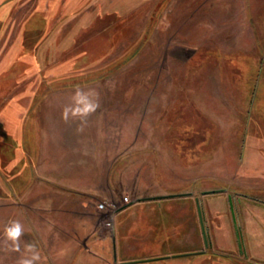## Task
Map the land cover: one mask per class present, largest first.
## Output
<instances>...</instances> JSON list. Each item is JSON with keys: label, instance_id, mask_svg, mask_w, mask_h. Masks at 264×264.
Returning <instances> with one entry per match:
<instances>
[{"label": "rangeland", "instance_id": "rangeland-1", "mask_svg": "<svg viewBox=\"0 0 264 264\" xmlns=\"http://www.w3.org/2000/svg\"><path fill=\"white\" fill-rule=\"evenodd\" d=\"M8 1L0 7V114L29 118L21 134L16 128L23 148L11 134L0 137V193L8 190L4 177L22 192L0 199V240L13 219L24 225L22 241L36 243L39 264H264V0ZM77 86L100 93L93 115L125 136L101 138L103 148H34L39 115L61 113ZM5 120L14 134L20 122ZM78 155L88 175H107L118 187L93 202L107 235L113 214L148 186L193 196L226 188L202 195L207 245L193 197L150 206L160 240L144 257L109 239L103 248L85 242L94 225H63L65 204L55 193L63 186L46 175L47 160L60 166ZM229 193L241 198L242 251ZM19 255L0 250V264ZM161 255L168 256L127 262Z\"/></svg>", "mask_w": 264, "mask_h": 264}, {"label": "crops", "instance_id": "crops-1", "mask_svg": "<svg viewBox=\"0 0 264 264\" xmlns=\"http://www.w3.org/2000/svg\"><path fill=\"white\" fill-rule=\"evenodd\" d=\"M8 2H9L8 0H0V7ZM38 5L39 4H37L36 7H38ZM1 37L2 35L0 33V39ZM5 98L6 101L14 99V97L11 96ZM39 117L40 118L38 121H41V124L40 125L36 124V126L38 125L37 130L40 127V131L42 130V133L40 134L39 143H35L34 148H103L102 144L104 143V141L101 138L104 137L109 138L111 136L112 137L125 136L124 135L125 129L102 128L100 126V119L96 114L89 117L88 125L83 133H78L76 131L77 126L80 123L78 120H72L69 121L68 123H65L61 119V113L40 114ZM28 118L29 117L27 116V114L23 115L22 113H15L10 115L0 114L1 139L7 138L8 136H10L9 134H11L12 136H14L15 139L14 141L16 142L15 147L21 148L22 139L20 134L23 130H25L26 126H28L26 124L25 125L23 124V122H25V120ZM5 119L13 122H20L18 126L17 123L14 124L13 126L15 131L14 134L8 132L7 128L4 127V124H2L3 120ZM36 119H38L37 116ZM30 120L34 121L35 118L32 117L30 118ZM16 128H19L20 134L16 133L17 132ZM29 128L30 131L34 130L33 124H31ZM45 131L47 132L46 134L47 138L44 139ZM15 136H18V138H16ZM56 136H58L57 139L55 138ZM51 138H53V143L55 141L57 142L56 144H53V146L49 145ZM105 143L107 148H118L119 145V142L116 143L109 142L110 145H108L107 140H105ZM40 144L42 147L40 146ZM77 158H81V156L78 155L73 159L69 157L68 160L63 161V163L60 166H56V163L54 161L47 160L46 168L48 169V171L46 172V175L48 176L47 178L48 180L57 181L59 184L63 186L55 190V193L61 196V199L63 200V204H65V209H63L62 211L63 225L66 227L73 224L75 225L81 224L87 227H90V225H94L93 229L86 234L84 240L85 242L87 241L93 242L95 247L97 248L99 243H100V247L103 248L104 247L103 243H107L109 239L108 242H111L112 248H115L116 250L122 248L130 249L132 251L131 254L132 258H141L146 256L148 254L147 253L148 250L151 249L150 247L151 243L160 240V237L154 236L158 234V231H155L157 232L155 234L154 230L152 231L151 229L152 217L154 216L153 213H155L156 209H152L150 206L153 205L159 206L161 201H163V199L166 201L169 200L173 202L178 201V199H182V197H185L186 199L193 197L194 199V196L192 194L168 196L165 193L159 192L158 188H156L155 185L148 186L147 189L145 188V190H147L145 191L146 194H141L142 192L140 193L135 192L136 196L133 197L129 203L125 204L123 208L117 210L113 214V218L109 219L111 222L112 232L110 233V235H107L104 231V225H105L104 219H102V217L100 218V216L98 217V214L96 213L97 211L96 206L93 202L96 198L97 199L101 198L106 200V198L115 196V194H117L118 192L117 189L118 187L111 185L107 175L105 176L104 179L102 178L101 175H99V178H95L93 175H88L86 165H84L83 162L81 161H77ZM34 167L38 169L39 165ZM58 169H61V171L57 172ZM13 178L15 177H12V179ZM1 180L2 182H4L3 184L4 187H6V189L8 190H6V192L1 191V193L4 194L5 196L0 197V199L6 200V198H8V195L10 196L12 195L15 197L17 194L22 193L19 192L20 189L17 188V186L11 184L10 180H9L10 182L7 181L5 177L4 179L2 178ZM36 181H40L39 178H36L30 184V186L32 187ZM134 187L136 188V186ZM151 187L153 188L151 189ZM225 189L226 188H224V190ZM205 190H201L199 195L204 213V221H205V210L203 206L202 195L205 193H210V192H204ZM185 192H192V191L190 190ZM156 196H160V197H156ZM15 198L19 199V197H15ZM227 199H228V194H227ZM232 200L234 202V206L237 207V202L241 201V198L237 197L236 199L233 196ZM259 200L261 202H264L263 199H259ZM237 211L238 210L236 209V214ZM124 213H125V217H123ZM157 216L158 213L156 210L155 217ZM123 218L125 219V222L123 221ZM131 222L133 223V225H129ZM143 222H145V224L142 225L141 223ZM262 225L264 224L262 223ZM205 227L207 230V234H209V230L206 225ZM187 233L190 232L188 231ZM122 242L123 244H125V247L123 246Z\"/></svg>", "mask_w": 264, "mask_h": 264}, {"label": "clouds", "instance_id": "clouds-1", "mask_svg": "<svg viewBox=\"0 0 264 264\" xmlns=\"http://www.w3.org/2000/svg\"><path fill=\"white\" fill-rule=\"evenodd\" d=\"M71 103L63 106L61 119L68 123L78 120L76 131L83 133L91 117L100 108V93L95 88L77 86L70 97ZM25 230L19 220L10 219L3 227L0 250L20 253L16 264H39L41 255L35 242L22 241Z\"/></svg>", "mask_w": 264, "mask_h": 264}, {"label": "water", "instance_id": "water-1", "mask_svg": "<svg viewBox=\"0 0 264 264\" xmlns=\"http://www.w3.org/2000/svg\"><path fill=\"white\" fill-rule=\"evenodd\" d=\"M220 190H224V188H216V189H210V190H205L204 192H215V191H220ZM183 194H191V192H182V193H172V194H167L169 195H183ZM156 197H160V196H156ZM194 201H195V205H196V210H197V214H198V220H199V224H200V229H201V233H202V237L204 240V244L205 246L207 245V239H208V234H207V230L206 227L204 225V218H203V209H202V204L200 201V196H194ZM228 201H229V207H230V213H231V218H232V222H233V227H234V231H235V236L238 242V248L240 251L243 250L242 245H243V239H242V233L240 231V227L237 221V216H236V209L234 206V202L232 200L231 194H228ZM203 250H197V251H193V253L196 252H201ZM183 253H177L174 255H180ZM168 255H161V256H154V257H150V258H145V259H134V260H129L127 262H134V261H144V260H151V259H156V258H161V257H167Z\"/></svg>", "mask_w": 264, "mask_h": 264}, {"label": "trees", "instance_id": "trees-1", "mask_svg": "<svg viewBox=\"0 0 264 264\" xmlns=\"http://www.w3.org/2000/svg\"><path fill=\"white\" fill-rule=\"evenodd\" d=\"M214 256H222L223 258H230V254L227 252H218V251H215L214 252V254H213Z\"/></svg>", "mask_w": 264, "mask_h": 264}, {"label": "built area", "instance_id": "built-area-1", "mask_svg": "<svg viewBox=\"0 0 264 264\" xmlns=\"http://www.w3.org/2000/svg\"><path fill=\"white\" fill-rule=\"evenodd\" d=\"M122 199H123L124 201H127L128 198H127V196H123ZM103 206H104V203H103V202H99V203H98V207H103ZM109 206L113 207V206H115V205H114V203H109Z\"/></svg>", "mask_w": 264, "mask_h": 264}]
</instances>
